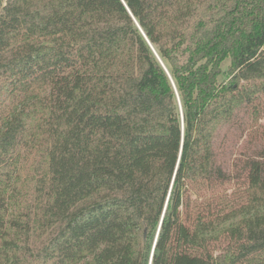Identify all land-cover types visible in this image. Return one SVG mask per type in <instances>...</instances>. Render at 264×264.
<instances>
[{"label": "trees", "instance_id": "16d2710c", "mask_svg": "<svg viewBox=\"0 0 264 264\" xmlns=\"http://www.w3.org/2000/svg\"><path fill=\"white\" fill-rule=\"evenodd\" d=\"M242 109L264 0H0V264H264V160L215 159Z\"/></svg>", "mask_w": 264, "mask_h": 264}, {"label": "rangeland", "instance_id": "374dc122", "mask_svg": "<svg viewBox=\"0 0 264 264\" xmlns=\"http://www.w3.org/2000/svg\"><path fill=\"white\" fill-rule=\"evenodd\" d=\"M229 59L224 61V68L229 65ZM264 160V115L257 121L251 119V109L240 110L234 123L220 130L215 140V159L225 171L234 175L230 180V192H234L244 183L246 163L248 159ZM31 160V159H30ZM37 163H35L36 167ZM33 166L31 162L24 166L18 190L26 194L33 188Z\"/></svg>", "mask_w": 264, "mask_h": 264}, {"label": "water", "instance_id": "95a60500", "mask_svg": "<svg viewBox=\"0 0 264 264\" xmlns=\"http://www.w3.org/2000/svg\"><path fill=\"white\" fill-rule=\"evenodd\" d=\"M131 12V11H130ZM132 13V12H131ZM136 20V18H135ZM136 22L138 23V21L136 20ZM139 27L141 28L140 24L138 23ZM141 30L143 31V29L141 28ZM143 33L145 34V32L143 31ZM147 40L149 41L150 45L152 46L153 50L155 51V53L157 54L158 58L160 59L161 63L163 64V66L165 67V69L167 70V72L169 73L171 79H172V76L168 70V68L166 67L165 63L163 62V60L161 59V57L159 56L158 52L156 51V49L154 48L153 44L151 43V41L149 40V38L147 37V35L145 34ZM173 83H174V80L172 79ZM175 85V83H174ZM178 93V92H177ZM179 97V95H178ZM179 101H180V97H179ZM182 109V108H181ZM182 117H183V112H182ZM157 239V237H156ZM155 244H156V240H155V243H154V246H153V250H152V254H151V261H152V256H153V252H154V248H155ZM151 261H150V264H151Z\"/></svg>", "mask_w": 264, "mask_h": 264}]
</instances>
